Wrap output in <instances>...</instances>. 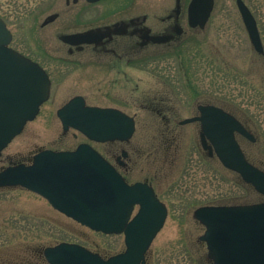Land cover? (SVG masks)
<instances>
[{"label":"rangeland","instance_id":"rangeland-1","mask_svg":"<svg viewBox=\"0 0 264 264\" xmlns=\"http://www.w3.org/2000/svg\"><path fill=\"white\" fill-rule=\"evenodd\" d=\"M68 1L67 7L66 0H0V17L12 33L9 46L39 61L54 75L49 99L0 156L26 155L38 147L72 148L87 142L72 132L62 133L56 110L73 95H84V88L89 89V105L117 107L135 118V132L125 145L134 161L129 180H153L160 198L168 203L166 221L146 254L147 264H209L206 247L199 241L203 227L193 219V211L203 205H246L263 202L264 198L241 186L236 174L201 153L197 124H172L174 128L169 131L162 118L149 108H163L177 123L194 116L198 103L223 108L255 134V143L238 141L250 161L264 169V55L251 46L236 0H214L207 26L200 32L201 41L196 48L190 47L195 51L187 55L189 64L194 62L191 68L184 67L185 61L174 53L137 54L135 71H131L137 90L134 101L124 96L122 88L114 98H106L110 86L98 78H84L85 72L100 71L101 63L74 68L54 61L55 55L63 52L56 31L64 23L84 26L81 2L73 5L72 0ZM243 1L264 33V0ZM135 2L136 14L141 15L150 6H171L173 0ZM118 3L121 1L107 0L90 5V24H98L101 11L109 12V7ZM58 11L60 17L43 27L47 17ZM97 147L106 149L109 145ZM37 226L39 240L32 234ZM62 241L87 243L104 257L124 250L122 235L91 232L53 212L44 200L19 189L0 191L1 264H24L33 256V249L42 250Z\"/></svg>","mask_w":264,"mask_h":264},{"label":"water","instance_id":"water-1","mask_svg":"<svg viewBox=\"0 0 264 264\" xmlns=\"http://www.w3.org/2000/svg\"><path fill=\"white\" fill-rule=\"evenodd\" d=\"M236 4L254 49L262 52L253 15L242 0H236ZM213 6L214 0H191L189 23L203 27ZM55 16H49L43 25ZM97 38L98 32L90 31L62 36L61 40L80 45ZM11 40L12 35L0 18V154L36 117L50 93L47 74L10 48ZM199 110L200 116L182 124L199 121L203 149L211 155L215 153L226 169L238 173L264 196V171L247 161L235 138L237 133L254 141L252 134L220 108ZM57 117L64 131L72 127L96 142L128 141L135 129L134 120L125 114L87 107L79 97L60 108ZM8 186H23L42 195L59 211L94 231L124 235V252L107 260L81 247L60 244L45 251L50 264H145L146 253L166 218L165 207L150 187L127 185L106 160L84 144L74 152L43 153L29 167L8 168L0 174V187ZM135 205L140 209L131 219ZM194 218L205 226L200 240L206 243L207 256L213 264H264V202L202 207L194 212Z\"/></svg>","mask_w":264,"mask_h":264},{"label":"flooded vegetation","instance_id":"flooded-vegetation-1","mask_svg":"<svg viewBox=\"0 0 264 264\" xmlns=\"http://www.w3.org/2000/svg\"><path fill=\"white\" fill-rule=\"evenodd\" d=\"M105 1L107 0H100L96 3H89L86 0H81V1L72 0L73 5H77L81 2V7L79 11L82 13L84 9V26H81L79 28L70 23H64V27L61 28L59 31H56L57 32L56 38L61 44L63 52L55 55L54 57L55 62H61V64H67L74 68L81 67L85 63H90L92 65H93V62L101 63L103 67L100 71H97L96 73H94V71L85 72L84 78L88 80H96L98 78L100 82H105L106 85L110 86V87H107L108 88L107 90L109 91L108 93H111V94L107 93L105 95L106 98H114L113 97L114 93L121 92L119 90L120 88H122L124 92V96H126L128 100H132V101L136 100V94H137L136 84H135V75L131 72V71H135L133 65L135 63L137 54L145 52L146 54L151 55L152 53L153 54H162V53L164 54V53L170 52V53H174L182 57V60L185 61L184 67L187 66V68L188 67L191 68L192 66H194V62L193 64L191 63L192 65L189 64L187 55H189L190 52L195 51L193 50V48H196V46L199 45L201 41L200 32L204 31L210 17L203 27H200L199 25L192 26L188 20V6L191 0L187 2H185V0H179V2H177V0H173V3L171 6H164L163 3L160 4L159 6H153V7L150 6L151 8L147 9L146 12L141 15L136 14L135 0H119L121 1V3H118V5L115 4L117 5L116 6L117 8L113 7L115 5H112V7H109L111 9H108L110 10L109 12H106L104 10L101 11V13L99 14L98 24L96 25L92 23L90 24V22L88 21L89 6L93 4L103 3ZM65 3L67 7L70 4L68 0H66ZM158 8L160 9L157 10ZM102 12L105 14H103ZM60 14H61L60 11H58L57 13H54L53 15H56L54 20L42 26L44 27L51 23H54L60 17ZM252 14L256 20V26H257L261 46H262V52L260 53L257 52L254 49L249 36L248 38L255 52H257L259 55L262 56L264 55V33L261 29V24L259 23V20L257 19L256 15L253 12ZM64 28H67L68 30H63ZM90 31L98 32L97 40L91 43L72 45V44L65 43L61 40L62 36L74 35L78 33H86ZM192 46L193 48H190ZM32 60L38 63L47 72L51 80V86H52V82L54 81V75L51 73V71H49L48 67L42 65L39 61L35 59H32ZM88 66L90 65L88 64ZM56 73L58 74V71ZM85 82H88V81H85ZM97 82L92 83V84H96ZM119 85L121 87H118ZM122 85L126 87H123ZM90 86H94V85H90ZM111 88H114L116 92L111 91ZM124 88H126V90ZM75 96H81L84 99L86 105L88 106H96V105L88 104V99L91 97V92H89V89L85 90L84 88V95H79V94L73 95L66 102H68L71 98ZM201 106L207 107V106H215V105L210 104V103L209 104L198 103L195 106L196 114L192 117L185 118V119H190V118L199 116L200 115L199 107ZM96 107H100V106H96ZM100 108L115 109V110H119L123 112L124 114L128 115L126 112L120 110L117 107L103 106ZM149 109L152 112L155 111V113H157L162 118V120L165 122V126L168 128L169 131L173 130L174 128V127L172 128V124H177L180 126L197 124V134H198V141H199V147H200L201 153L205 157H207L210 161L215 160L216 162H218L214 153L211 155L209 154L208 150H205L202 147L201 139H200V133H201L200 122L196 121V122L182 124V121L185 120L183 119L182 121H179L177 123V121L173 117H170L168 113L167 114L166 112L164 113L163 108L161 109L149 108ZM130 117L134 118L133 116H130ZM240 122L247 129L246 125L242 121ZM67 132H72L74 136H78V135L82 136L80 132L72 128L68 129L66 132L62 131L63 134H66ZM236 137H237V140L243 139L240 136H236ZM86 141L87 142H84L85 144H87L90 148L96 150L103 158H105L110 164H112V166L122 176V178L127 184L133 185L136 183H141V184H145L148 187H150L153 190L155 197L165 207L166 218H167L168 210H169L168 203L164 202L160 198L156 188L153 185V180L148 179V178L144 180H135V181L129 180V176H130L129 174L132 172L131 165L134 164V161L132 160L130 152L125 148V145L129 141L127 142L114 141V142H104V143H95V142L88 141L87 139ZM80 144L81 143H78L72 148H61V149L38 147L36 149H33L31 152H28L26 155H15V156L6 155L4 157L0 156V173L9 167H15L19 165L29 166L33 163L34 158L43 152H72L78 149L80 147ZM106 144L109 145V147L106 149L104 148L99 149L97 147V146L101 147ZM208 145H210L209 142H208ZM16 189H19L27 193L30 196L32 195L39 199L44 200L47 203L49 209H51L53 212H56L70 219L77 225L91 232L106 235L102 232L93 231L89 229L88 227L67 217L64 213L58 211L55 207H53L47 199L42 197L40 194L35 193L27 188H24L21 186L0 187V191H11V190H16ZM203 206H209V205H203ZM138 210H139V206L136 205L133 209V215L137 213ZM194 211H193V214H194ZM35 218H38V217L36 216ZM166 218H165V221H166ZM27 221H26V225L28 227H31L30 224H27ZM32 230H34L35 232V235L34 233H32L33 238H35L34 236H37L36 240H39L40 239L39 226H37L36 229H32ZM62 243L79 246L93 254L100 256V258L104 260L113 256L111 255L108 257H104L98 252L99 250L88 247L87 243L62 241L55 245L44 246L42 250L33 249V251L31 252V255L33 254V256L31 258H28V261L25 262L24 264H50L47 261V258L45 256V251L47 249L54 248L57 245H60ZM206 260H207V263L213 264V261L209 260L207 256H206ZM145 264H147V262H145Z\"/></svg>","mask_w":264,"mask_h":264},{"label":"bare ground","instance_id":"bare-ground-1","mask_svg":"<svg viewBox=\"0 0 264 264\" xmlns=\"http://www.w3.org/2000/svg\"><path fill=\"white\" fill-rule=\"evenodd\" d=\"M8 146V145H7Z\"/></svg>","mask_w":264,"mask_h":264}]
</instances>
